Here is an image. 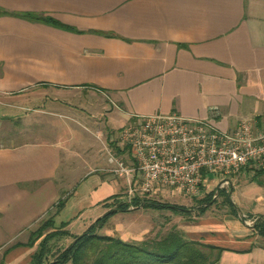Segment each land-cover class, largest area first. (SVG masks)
<instances>
[{"label": "crops", "instance_id": "1", "mask_svg": "<svg viewBox=\"0 0 264 264\" xmlns=\"http://www.w3.org/2000/svg\"><path fill=\"white\" fill-rule=\"evenodd\" d=\"M0 98L1 121L43 127L0 144V264H36L30 233L60 200L54 225L79 235L113 196L126 198L125 181L74 125L117 149L134 116L175 111L222 130L241 120L264 128V0H0ZM74 155L87 165L76 184L61 172ZM139 211L113 213L98 232L113 236L111 219ZM147 228L125 222L118 238L140 241ZM179 229L224 248L217 264H264V237L233 215L183 220Z\"/></svg>", "mask_w": 264, "mask_h": 264}, {"label": "built area", "instance_id": "2", "mask_svg": "<svg viewBox=\"0 0 264 264\" xmlns=\"http://www.w3.org/2000/svg\"><path fill=\"white\" fill-rule=\"evenodd\" d=\"M117 144L127 148L129 161L111 149L105 151L109 171L125 181L128 202L166 188L197 198L207 176H222L226 183L247 166L264 171V128L249 120L222 130L175 111L134 116L119 131Z\"/></svg>", "mask_w": 264, "mask_h": 264}, {"label": "trees", "instance_id": "3", "mask_svg": "<svg viewBox=\"0 0 264 264\" xmlns=\"http://www.w3.org/2000/svg\"><path fill=\"white\" fill-rule=\"evenodd\" d=\"M32 20H40L48 24L61 26L50 17H39L35 14H23ZM116 154L128 153L127 148H115ZM264 173V171H257ZM213 193L208 192L198 201V207L194 212L199 218L204 215L209 203L213 199ZM217 195L222 196V203L230 206L229 213L238 217L236 206L231 202L229 192L218 190ZM64 201L60 200L54 212L42 220L30 233L29 245L36 242V250L33 260L36 264H217L224 248L205 244L200 241L187 240L180 229L173 225L165 233L153 236H145L140 242L124 241L118 237L101 234L99 229L108 218L117 211L131 209H156L169 210L186 215L190 218L192 213L183 205L176 203L160 202L149 197L135 196L130 202L118 200L112 197L109 210L97 218L85 232L79 235H70L65 229L66 224L54 225V216L63 207ZM245 220V219H243ZM260 237H264V215L254 218L251 226ZM71 236L72 242L64 248L53 251V239Z\"/></svg>", "mask_w": 264, "mask_h": 264}, {"label": "rangeland", "instance_id": "4", "mask_svg": "<svg viewBox=\"0 0 264 264\" xmlns=\"http://www.w3.org/2000/svg\"><path fill=\"white\" fill-rule=\"evenodd\" d=\"M19 118L20 117H15L11 122L1 121L2 119L0 120V144L17 143L21 140L29 139L31 138V133H33V136L39 135L38 133L34 132L37 131V129L41 130L43 128L41 125L35 126V121L29 118L27 124L24 125L22 123V120ZM38 122L40 123L41 121ZM74 126L77 127L78 131L80 130V132L87 136L88 142L92 146V152L96 155H104L106 157V148L111 149L113 152H115V147L113 145H110L112 142L104 140V142L101 143L103 141L102 136L100 137V139L97 138L100 142L93 139V137H89V132L87 128L84 127V124ZM70 147L76 150L79 146L77 142H72L70 144ZM86 168L87 165L84 164L82 157L79 155H74L72 157V160L67 161L64 165H62L61 172H68V182H73L74 184H76ZM243 169L237 174L227 178L228 182L226 183H224V181L222 180L224 179L222 176L213 177L214 181L212 179L209 182L210 185L207 189L209 190L208 192L212 191V193L214 194L213 197L215 196V198L214 200H211L209 203H207L208 208L203 216H221L230 214V206L222 203V196L217 195L218 190L229 192L230 200L236 206V210L239 215L237 218L246 226L251 228L254 218L260 215H264V173L257 172L259 171L257 169L253 170L254 172H247ZM149 198L160 202H169L183 205L185 208L191 209V217H196L194 212L196 211L198 207V201L200 200V197L190 198L183 194L173 192L168 188L153 192L152 194H150ZM195 217L189 219L188 216L182 215L178 212L140 208V211L138 213L136 212L132 215H129L127 213H119L117 217L111 219L107 223L111 224L109 227H107V229L109 231V234L115 237H119L121 235L120 230L125 222H130L131 225L141 224L142 222H144L145 224H147L148 230L142 236L143 239L147 235L153 236L155 233H165L173 225H176L179 228V224L181 221H192L197 219ZM130 218H132L133 221H127ZM83 219H85V217H83ZM122 220L124 222H122ZM76 229L78 228H75L73 225L70 226L71 231H75ZM99 233L103 234L104 232ZM72 240L73 238L68 236L62 237L60 239H53V251L56 252L58 249L66 247L72 242ZM140 241L136 242L133 240L130 242L138 243Z\"/></svg>", "mask_w": 264, "mask_h": 264}, {"label": "water", "instance_id": "5", "mask_svg": "<svg viewBox=\"0 0 264 264\" xmlns=\"http://www.w3.org/2000/svg\"><path fill=\"white\" fill-rule=\"evenodd\" d=\"M214 198H215V196L213 197V199H212V200H214ZM187 210L191 211V209H187Z\"/></svg>", "mask_w": 264, "mask_h": 264}]
</instances>
